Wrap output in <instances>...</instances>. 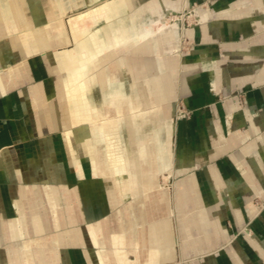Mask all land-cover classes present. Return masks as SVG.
<instances>
[{"label":"crops","instance_id":"obj_1","mask_svg":"<svg viewBox=\"0 0 264 264\" xmlns=\"http://www.w3.org/2000/svg\"><path fill=\"white\" fill-rule=\"evenodd\" d=\"M66 1L0 0V264H264V0H134L156 16L209 1L196 46L172 54L168 30L86 65L70 20L93 18L70 15L101 1ZM178 97L193 115L172 128ZM105 117L126 175L110 176L91 124Z\"/></svg>","mask_w":264,"mask_h":264},{"label":"bare ground","instance_id":"obj_2","mask_svg":"<svg viewBox=\"0 0 264 264\" xmlns=\"http://www.w3.org/2000/svg\"><path fill=\"white\" fill-rule=\"evenodd\" d=\"M101 5L99 7L92 6L87 11H80L78 18L82 20L86 14L92 15L93 27L86 32H79L75 30L74 25L76 21L70 20L72 24V33L76 44L79 47V56L84 60L82 65L85 63L93 62L98 55L105 52L111 47L120 48L126 43L136 47L139 43L145 39L150 38L154 44L159 48L161 46V39L163 33L168 30H174L176 21L174 23L167 22V17L173 8L163 9L158 12V15L151 12L152 6L143 5L139 8L136 7L135 11H129V6L134 4V0H100ZM56 6L60 9L66 7V0H53ZM81 0H75V3L80 4ZM96 2V0H89V3ZM176 10V9H175ZM155 12V11H154ZM176 22V23H175ZM125 42V43H124ZM123 43V44H122ZM91 66V65H88ZM86 66V67H88ZM86 67H79L71 72V78L76 80H83L86 72ZM119 89V88H117ZM123 90V89H122ZM118 91V90H117ZM141 94L146 95V87L141 88ZM80 101V100H79ZM83 102V101H81ZM78 102L77 109L80 112L82 103ZM114 107L115 103L111 104ZM117 106V102H116ZM70 110H75V104L70 102ZM157 114L156 109L146 112L144 116L150 119L154 123L152 116ZM100 123L104 128L106 134V148H107V167L115 168L117 173L126 175V168L123 160L122 149L120 141L118 139V122L114 118H101ZM175 123V122H174ZM138 126L144 131L147 129L148 124L144 123V118L140 122H137ZM171 126L174 124L171 120ZM68 143L71 145L72 135L67 134ZM89 145V137L81 140ZM90 146V145H89ZM97 156V152H93ZM94 170L99 171V166L94 165ZM125 184V183H124Z\"/></svg>","mask_w":264,"mask_h":264},{"label":"rangeland","instance_id":"obj_3","mask_svg":"<svg viewBox=\"0 0 264 264\" xmlns=\"http://www.w3.org/2000/svg\"><path fill=\"white\" fill-rule=\"evenodd\" d=\"M86 7H87V5L84 8H81L80 10H78L77 12H74L70 16L75 15L82 10H85ZM205 8L210 9L209 1H205L203 3L192 5L191 7H188L186 9H176V10L173 9L170 12V15L167 17V22L174 23V21H176L177 24L174 27V31L172 32L173 33L172 35L171 34L168 36L164 35L165 40H163V46L162 47L168 48L171 45V42L174 40V46L171 45L173 47H170L172 54H174L176 56H182L185 53L190 52L196 46L197 42L188 36L187 31L191 27H194L195 25H197L199 23V21H200L199 15L201 13V12L199 13V10H203ZM68 19H67V21H68ZM67 21L65 20L66 24H67ZM148 39L150 40V38H148ZM214 87H215V84H214ZM240 96H241V98H243L242 97L243 94H240ZM192 115H193V109L188 107V105L186 104L183 97H178L175 101V105L173 108V116L171 118L173 124H174V122L177 123L181 119H189L192 117ZM231 118H232L231 114L227 115V122L228 123L231 122ZM92 123L93 124H99L100 119H98V120L93 119L91 121V124ZM109 169H110L109 172L111 173L110 176L117 174V172L115 171V168H113V166H111V168H109ZM157 185H158V187H156V188H161V189H165L166 191L172 192L175 183H174L173 178L171 177L170 174H164L161 176L160 182ZM242 230L244 231V233L246 234L247 237L253 236V231L249 227H243Z\"/></svg>","mask_w":264,"mask_h":264}]
</instances>
